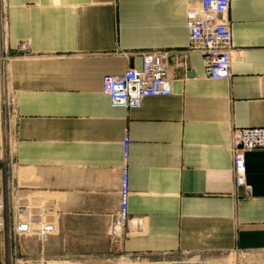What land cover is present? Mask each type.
<instances>
[{
  "label": "crops",
  "instance_id": "0c3cea01",
  "mask_svg": "<svg viewBox=\"0 0 264 264\" xmlns=\"http://www.w3.org/2000/svg\"><path fill=\"white\" fill-rule=\"evenodd\" d=\"M197 1L6 0L7 204L11 186L43 199L55 228L39 241L8 222L0 264H235L264 251V150L245 153L239 187L230 151L233 128L264 127V0H230L231 76L219 80L187 51L185 11ZM20 42L29 53L15 51ZM153 49L167 51L171 93L113 108L103 77L141 68ZM125 136L129 221L116 239Z\"/></svg>",
  "mask_w": 264,
  "mask_h": 264
},
{
  "label": "built area",
  "instance_id": "2783aa9c",
  "mask_svg": "<svg viewBox=\"0 0 264 264\" xmlns=\"http://www.w3.org/2000/svg\"><path fill=\"white\" fill-rule=\"evenodd\" d=\"M230 0H199L186 9L185 24L188 30V52L202 55L204 74L207 79H228L231 76V61L234 51L232 31L229 22ZM7 19L6 0H0V22L4 30ZM2 46L7 52L5 35L2 31ZM18 53H29L28 42L16 45ZM141 68H128L120 75H105L102 79V93L106 95L113 108L137 109L145 97L167 96L171 84L167 76V51L153 49L141 53ZM4 90L3 109L12 110V101ZM230 151L232 174L236 187L243 185L246 170L245 153L264 150V127L233 128L231 131ZM123 164L119 187V209L108 225V234L120 239L129 221L128 201L130 197L128 155L129 139L122 141ZM10 218L15 236H31L39 241L45 240L54 231L52 206L38 197H20L10 190ZM6 201L1 191L0 178V235L4 231Z\"/></svg>",
  "mask_w": 264,
  "mask_h": 264
},
{
  "label": "rangeland",
  "instance_id": "374dc122",
  "mask_svg": "<svg viewBox=\"0 0 264 264\" xmlns=\"http://www.w3.org/2000/svg\"><path fill=\"white\" fill-rule=\"evenodd\" d=\"M8 169L6 163H2L0 166V178H1V191L4 195V200L6 201V211L8 212V217L6 218L5 228L8 225L9 220V209L10 205L7 204V196L9 194V181H8ZM15 193V190H14ZM25 197V196H22ZM12 225V223H11ZM235 264H264V251L248 252V253H239L236 255Z\"/></svg>",
  "mask_w": 264,
  "mask_h": 264
}]
</instances>
